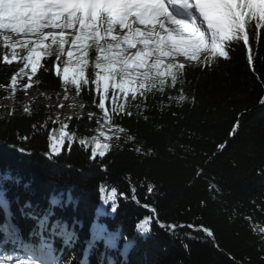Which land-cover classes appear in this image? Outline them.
Here are the masks:
<instances>
[{"label":"trees","instance_id":"obj_1","mask_svg":"<svg viewBox=\"0 0 264 264\" xmlns=\"http://www.w3.org/2000/svg\"><path fill=\"white\" fill-rule=\"evenodd\" d=\"M246 30L249 44L229 42L227 59L183 64L163 90L113 100L110 89L103 110L94 85L77 92L54 73L62 61L42 58L35 90L67 93L94 116L0 107V256L26 242L57 264H264V29ZM5 53L0 36V100L24 66ZM104 112L120 132L93 157Z\"/></svg>","mask_w":264,"mask_h":264},{"label":"snow or ice","instance_id":"obj_2","mask_svg":"<svg viewBox=\"0 0 264 264\" xmlns=\"http://www.w3.org/2000/svg\"><path fill=\"white\" fill-rule=\"evenodd\" d=\"M252 21L256 29H264V0H0V29L22 37L12 41L3 36L5 47L11 49V59L7 53L3 59L24 61L11 77V87L18 86L21 75L31 80L42 67V58L55 55L63 62L53 65L55 75L77 92L94 85L101 110L110 89L115 100L117 90L133 95L163 90L169 78L175 85L184 68L178 56L197 63L227 59L229 42L242 39L249 44L246 29ZM248 60L251 63L252 57ZM121 110L122 106L113 109ZM103 117L110 122L108 112ZM65 127L58 136L51 135L57 153L69 138ZM99 136L112 139L103 131ZM93 141L92 156L104 157L109 144Z\"/></svg>","mask_w":264,"mask_h":264},{"label":"rangeland","instance_id":"obj_3","mask_svg":"<svg viewBox=\"0 0 264 264\" xmlns=\"http://www.w3.org/2000/svg\"><path fill=\"white\" fill-rule=\"evenodd\" d=\"M0 34L2 36L4 35L10 36L12 41H16L22 38L14 33L9 32L8 30H0ZM176 59L178 63L184 65L192 66L197 64L196 61H189L187 58L183 56H178ZM167 62L168 61L166 60L165 63ZM26 71H28V69H26ZM18 80H19L18 86L15 89L11 87V91L9 92L7 98L4 100H0V107L2 106L8 107L10 111L14 110L17 106H23V108L25 109H30L32 105L36 102V103H45L50 106H57L58 109L56 110V116H55L56 119L62 116L61 113L65 115L67 114L72 115L79 112L81 114H88L89 116H94V114L87 112L83 107H79L78 101L70 98L69 94L67 93H64L59 100L51 99L49 95L40 93V91H37L35 90V88L32 87L35 82L33 78L29 80L26 76L21 75L18 77ZM25 85L28 86L24 87ZM102 125L103 126L101 127L100 132L103 131L107 135L108 134L114 135L120 132L119 130L106 125L104 121L102 122ZM19 261H22V264H29V261L33 262V264H52L51 260L49 259L46 261L44 260L39 261L37 259L23 260V259H19L18 257H13L9 259L7 258L5 259L4 257H2L0 260V264H18Z\"/></svg>","mask_w":264,"mask_h":264}]
</instances>
